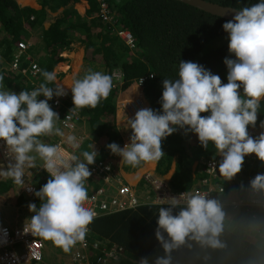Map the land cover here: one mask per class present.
Masks as SVG:
<instances>
[{
    "label": "trees",
    "instance_id": "16d2710c",
    "mask_svg": "<svg viewBox=\"0 0 264 264\" xmlns=\"http://www.w3.org/2000/svg\"><path fill=\"white\" fill-rule=\"evenodd\" d=\"M79 0H39L40 7L20 5L16 0H0V77L4 90L19 93L21 90L32 91L45 83L41 72H52L54 67L64 60L61 54L71 48V43L79 42L84 46V65H102L104 74L112 78V89L109 96L95 107L78 109L80 115L88 121L89 129L99 137H105L108 143L115 142L121 147V133L117 132L116 101L126 97L127 90L138 76L153 72V77L144 85V94L148 102L147 107L161 112L160 98L163 91L164 79H178L179 61H191L202 65L212 74L219 75L222 83H227L228 69L224 59H235L234 54L228 51V41H218L228 35L222 28L223 23L229 21L213 15L178 0H105L115 14V25L128 28L134 37V46L129 48L114 32L108 23L98 16L97 0H86L83 14L75 8L73 2ZM237 8L250 7L261 0H211ZM60 9V10H59ZM49 11L57 12L47 27L43 22L50 18ZM34 34H38V38ZM32 40L28 52L35 56L37 68H28L21 73L10 68V61L20 40ZM220 42V43H219ZM21 67L26 66V60H21ZM90 67L88 66V69ZM121 70V82L111 76V70ZM86 69V70H88ZM90 70V69H89ZM56 83L49 84L55 87ZM243 95L242 87L238 90ZM48 103L61 120V111L54 108L53 99ZM38 100L45 99L43 95ZM65 104H72V97L63 100ZM210 113H201L207 116ZM134 117V116H133ZM132 117V118H133ZM131 119V118H130ZM264 121V98H261L254 127ZM187 127V126H186ZM125 136L131 135V129L126 125ZM56 135L42 136L41 142L52 144ZM162 151H178L181 154L176 160V170L171 179L174 189H190L196 178L201 180L195 171L192 176V164L195 168H203L205 161L212 157L216 150L210 142L207 149L201 146L197 135L191 131L177 128L175 132L162 140ZM108 153L111 154L110 149ZM159 160H169L171 152L164 151ZM250 154L246 155V167L242 170L250 172L255 167ZM101 158V155L99 156ZM116 161L118 156L108 155ZM256 158V157H255ZM222 157L218 158V165ZM42 162V160H41ZM252 162V163H251ZM258 172L264 168V163ZM218 170V169H217ZM219 172V171H218ZM219 179H212L211 196L218 193L238 191V187L225 184L219 173ZM51 177L41 171L34 176L33 183L38 191ZM97 180L90 176L85 181L88 190L92 182ZM2 185V186H1ZM2 181L0 187L4 189ZM201 185V184H200ZM206 187L207 185H201ZM218 186H222L220 192ZM8 187H5L7 189ZM250 194V193H249ZM248 194V195H249ZM259 196H262L259 193ZM213 199V198H212ZM239 196L219 204L223 213V230L219 236L222 246L212 248L201 245L197 241L186 240V243L172 250L170 264H264V247L261 242L249 236L251 231L264 233V219H253L251 208L240 204ZM23 196L19 197V201ZM216 200V199H214ZM32 204L37 208L42 201L39 197L32 198ZM217 201V200H216ZM219 202V201H217ZM159 207H169L168 204L142 203L135 208L122 209L94 217L88 225V234L91 240H98L106 244L115 243L125 248L126 252L136 258H148L149 264H154L156 257L164 256L163 248L156 240L155 230ZM178 205L173 209V215L178 214ZM261 212V213H259ZM259 216L264 210L258 211ZM31 215H34L32 212ZM261 233V234H262ZM257 234V235H259ZM166 236V234H165ZM44 242L52 245L56 255L65 252L51 240ZM47 245V244H46ZM47 248V247H46ZM55 255V256H56ZM117 264H135L130 259H122Z\"/></svg>",
    "mask_w": 264,
    "mask_h": 264
},
{
    "label": "clouds",
    "instance_id": "9594fccd",
    "mask_svg": "<svg viewBox=\"0 0 264 264\" xmlns=\"http://www.w3.org/2000/svg\"><path fill=\"white\" fill-rule=\"evenodd\" d=\"M222 28L228 33V51L235 56V59H224L227 83H222L219 75L198 63L180 60L178 79L162 81V111L137 110L133 118L127 119L130 142L124 147L109 143L106 147L112 154L132 167L159 160L164 155L162 140L180 128L195 133L205 149L210 142L214 145L222 157L218 171L228 180L244 169L245 155L254 153L251 156L264 162V132L254 139L247 130L249 125L255 126L260 100L264 98V0L242 8L233 20L223 23ZM41 75L45 83L18 94L4 90L0 77V139L5 141L15 161L6 170H0V174L23 186L25 170L36 167L37 160H42L43 169L51 178L29 196L39 197L42 203L38 208L35 204L28 205L29 211L34 213L28 227L32 234L51 240L68 252L78 241L84 240L87 226L95 216L84 202L88 198L85 181L91 176L88 165L95 162L97 152L93 148L84 151L81 161L75 154L64 155L58 146L41 142L42 136L63 135L56 126L58 114L48 100L64 95L70 100L61 84L48 86L56 82L55 72L44 70ZM112 86L109 75L89 70L70 87L73 108H95L109 96ZM241 87L243 95L238 91ZM40 95L45 99L38 100ZM204 112L210 114L202 116ZM67 141L78 146L74 136H68ZM41 171L30 175L31 183ZM249 183L252 189L246 198L252 195L253 189L264 190V174H256ZM181 199L186 207L173 215ZM181 199L171 197L166 200L169 207H159L155 237L165 255L156 257L154 264H170L172 250L186 240L212 248L222 246L219 236L224 213L218 204L222 202L206 199L198 192L181 194ZM139 264H149L148 258H141Z\"/></svg>",
    "mask_w": 264,
    "mask_h": 264
},
{
    "label": "built area",
    "instance_id": "2783aa9c",
    "mask_svg": "<svg viewBox=\"0 0 264 264\" xmlns=\"http://www.w3.org/2000/svg\"><path fill=\"white\" fill-rule=\"evenodd\" d=\"M97 5L99 18L103 22L108 23L116 35L129 48H133L134 37L132 32L126 27H117L115 25V14L107 2L105 0H97ZM30 44V40L18 41L10 61V68L21 73H25L28 68H32V70L37 68L36 59L28 52ZM21 60H26V66L21 67ZM111 76L116 81L121 82L123 73L121 70L114 68L111 70ZM152 77L153 72L138 76L130 87L131 95L120 99L117 106L123 108L127 114L126 117H133L137 110L147 107L148 102L143 89L145 82ZM65 98H67V95L56 96L53 99V104L55 109L61 111V127L69 132L84 118L80 115L78 109L73 108L72 104L63 103ZM75 138L78 145L75 147L68 143L67 137L58 138L53 145L58 146L60 152L64 155H77V149L80 147L82 140L80 137ZM93 150L97 152V156L95 157V162L88 165V168L91 176L97 181L91 183L84 206L94 211V217L122 209L135 208L142 203L167 204V199L171 197L181 199V194L189 195L198 192L204 195L206 199H212L211 180L219 176L217 169L220 155L217 152L205 161L203 167L204 176L199 183L207 185L206 187L199 185L190 189L177 190L162 176L148 170L141 175L143 184L137 187L122 178L113 159L101 158L99 157L98 149L93 148ZM252 157L255 158L254 156ZM245 160L246 158L244 157L242 169L246 167ZM14 162L5 141L0 139V170L6 169L10 163ZM40 170L45 171L43 162L34 168L26 169L25 174L33 175V173ZM1 178L2 174H0ZM218 189L219 191L223 190L222 186H218ZM22 191L28 196H33L36 189L33 183L28 181ZM180 204L186 205L182 199ZM240 204L246 205L248 209L251 208L254 219L256 217L260 220L264 219V214L259 216L261 212L257 213L264 210V200L259 196V190L253 189L252 195L244 201H240ZM28 225V220H24L14 226L10 224L0 225V264H45L43 253V249H45L44 238L38 234H32ZM88 230L87 226L84 240L78 241L71 247L67 256L68 263L64 262L63 264H117L122 259H130L135 264H139L140 258L132 257L133 255L127 253L123 246L115 243L109 245L98 240H91Z\"/></svg>",
    "mask_w": 264,
    "mask_h": 264
},
{
    "label": "crops",
    "instance_id": "0c3cea01",
    "mask_svg": "<svg viewBox=\"0 0 264 264\" xmlns=\"http://www.w3.org/2000/svg\"><path fill=\"white\" fill-rule=\"evenodd\" d=\"M17 3H19L20 5H29L32 6L34 8H39L40 4L38 2V0H16ZM74 3V2H73ZM84 4H87V1H81L80 2V7H82ZM75 8L79 9L83 14H86V11L81 10L80 8H78L77 4L74 3ZM60 10V9H59ZM50 14V18H48L47 20H45L43 22L44 27H47L49 25V23L53 20L54 16L57 14V12H51L49 11ZM35 37L38 38V34H34ZM28 40V38H27ZM30 41H32L29 38ZM64 56V60L61 61L60 63H58L54 69L52 70V72H55L56 74V82L55 83H59L61 84L66 92L68 93V96L71 98L72 97V93L70 90V87L73 83V81L75 79H79L82 78L88 71L86 69L83 68L84 65V46L81 45L79 42H73L71 43V48L64 50L61 53ZM33 58H35L34 55H32ZM99 67H102L99 65ZM94 71V70H93ZM98 72L104 73V68H97ZM94 71V72H95ZM37 88V87H36ZM120 99L118 98L116 101V123L118 124V130L117 132L121 133V147H124L125 144L130 142V136H125L124 132L126 130V125H127V119H130L132 117H126L127 114L126 112L123 110L122 107L117 106V104L119 103ZM69 103V101H68ZM120 112V113H119ZM118 117V118H117ZM56 126L58 128H60L61 132L63 133V135H56V139L58 138H64V137H68L69 135L74 136V137H80L81 138V145L80 147L77 149V155L80 158L81 161L84 160V157L82 155V153L84 151H90L91 148H96L98 149L99 152V156L101 155L102 157L107 158L108 155H112L108 153L107 150V143L108 140H106L105 137H99L96 134H93L90 129H89V124L88 121L86 119H83L81 121H79L76 126L71 130V131H66L61 127V121H60V117L58 120H56ZM248 133L251 137L258 138L259 135L264 132V127H261V125H259L258 127H254L249 125L247 127ZM119 145V144H118ZM120 146V145H119ZM166 151L167 155L168 152H171V155L169 160H154V161H150V162H141L140 165L136 166V167H132L130 165H127L123 162V160H121V157L118 156V158H116V167L120 173V175L122 176V178L131 183L136 185L137 187L138 184L141 181V175L143 174L144 171L148 170V171H153L156 174L162 176L166 181H168L169 183L171 182L173 173L176 170V160L178 158V156L181 154L178 151H171L169 149L167 150H163L162 152ZM254 154V153H253ZM250 155V154H248ZM255 155V154H254ZM113 156L116 157L115 154H113ZM246 156V155H245ZM255 159V162H253L252 164H255V167L250 166V168L252 169L250 172L248 171V173H245L244 171L241 172L240 175H235V177L231 180L226 179L225 177V184H229L231 186V189L233 187L237 188L238 191H230V193H225L221 198H216V200L221 201V202H227V201H234L232 200V198H234V196H239L238 201H244L245 198L248 196V194H251V186H250V180L253 179L255 177L256 174H264V168L261 172H258V169H261L262 166L260 167L259 165H262V161H260L257 156ZM197 162L195 161L192 164V176H196V173L201 177L202 175H204L203 173V168H195ZM7 169V168H6ZM3 169V170H6ZM127 169H130L129 171H127ZM197 170V172L195 173V171ZM222 175H221V180H222ZM24 184L19 185L16 184L14 182V180L12 178L6 177L4 175H2V178L0 179V182H4L5 180H7V182H13V186L8 187L7 189H3L0 187V206H8L9 202H11V204H15L14 206H16L17 208L19 207H23V206H28L31 202H30V197L28 195H26L25 193H22V189L25 185L26 182L31 181L30 175L24 174ZM199 178H196V181L194 184H198L199 183ZM217 179H219L218 181H220V178L217 177ZM171 184V183H170ZM2 186V185H1ZM20 187V188H19ZM89 190V189H88ZM87 190V191H88ZM19 191V194L17 193ZM17 193V197H15V194ZM259 193H261V196L264 199V190H259ZM23 195H25V198H23L22 201H19V197H22ZM222 199V200H221ZM32 200V199H31ZM6 201V204L4 205L3 202ZM4 215H7V213ZM20 215H16L14 217V219L12 221L9 220H5L6 224H11L12 226L20 224L19 221L21 220V218H19ZM16 220V221H15ZM262 233V232H261ZM256 233L254 231H251V233H249V236H253L254 238H256L257 240H259L261 242V245L264 247V233L262 234ZM259 234V235H257ZM46 248V245H45ZM64 262L68 263V259H67V254H66V259L61 263L63 264Z\"/></svg>",
    "mask_w": 264,
    "mask_h": 264
},
{
    "label": "rangeland",
    "instance_id": "374dc122",
    "mask_svg": "<svg viewBox=\"0 0 264 264\" xmlns=\"http://www.w3.org/2000/svg\"><path fill=\"white\" fill-rule=\"evenodd\" d=\"M39 1V0H38ZM75 3V2H74ZM76 4V3H75ZM80 4V3H79ZM77 4L78 8H80V5ZM227 40L228 41V35L226 36H223L217 40H214L212 42V44L215 42V44L218 42V41H225ZM220 43V42H219ZM88 66L90 67L89 69L90 70H97V68H104L102 65V67H99V65L97 64H93V65H88L86 66L85 69H88ZM131 87V86H130ZM130 87L129 89L127 90V95L126 97L130 96L131 95V92L129 91L130 90ZM116 162V161H115ZM253 162H255V160H253ZM41 163V160H37V166ZM252 163V162H251ZM250 167V165H249ZM130 169H127V171H129ZM242 172V170L237 173L236 175H240ZM5 185H3V187H11L13 186V182H7V180H5L3 182ZM141 184H143V182H140L138 184V186H140ZM20 188V187H19ZM19 194V191L17 192ZM17 193L15 194V197H17ZM224 193H218V192H214L213 193V199H216V198H221V197H224L223 196ZM261 195V193H260ZM23 198H25V195H23ZM263 198V197H262ZM32 198H30V202L32 204V201H31ZM222 200V199H221ZM3 204L5 205L6 204V201L3 202ZM15 205V204H14ZM13 204H11V202H9L8 206L4 207V206H0V225L1 224H6V221L5 220H9V221H12L14 219V217L18 214L20 215L19 218H21V220L19 221V223H22L24 220H29L31 218V211H29V207L28 206H23V207H19L17 208L16 206H14ZM242 206V205H241ZM244 206V205H243ZM4 213L7 215H4ZM260 216H263V215H260ZM254 219V218H253ZM16 221V220H15ZM11 225V224H10ZM47 244V245H46ZM46 247L45 249H43V253H44V260H45V264H61L65 259H66V254L65 253H61V254H57L56 255V252L54 250V248H52V245H50V243L48 244L45 243ZM56 255V256H55ZM43 260V261H44Z\"/></svg>",
    "mask_w": 264,
    "mask_h": 264
},
{
    "label": "water",
    "instance_id": "95a60500",
    "mask_svg": "<svg viewBox=\"0 0 264 264\" xmlns=\"http://www.w3.org/2000/svg\"><path fill=\"white\" fill-rule=\"evenodd\" d=\"M213 15L220 16L227 20H233L234 15L242 8L227 4H221L211 0H178Z\"/></svg>",
    "mask_w": 264,
    "mask_h": 264
},
{
    "label": "bare ground",
    "instance_id": "6f19581e",
    "mask_svg": "<svg viewBox=\"0 0 264 264\" xmlns=\"http://www.w3.org/2000/svg\"><path fill=\"white\" fill-rule=\"evenodd\" d=\"M81 1H83V0H79L78 2H75L76 4H79ZM84 1H86V0H84ZM85 6H87V4H84L82 7H80V9H83V7H85ZM120 113V112H119Z\"/></svg>",
    "mask_w": 264,
    "mask_h": 264
}]
</instances>
